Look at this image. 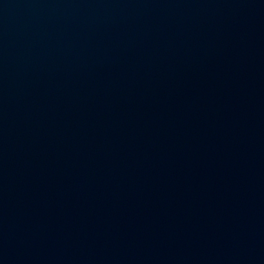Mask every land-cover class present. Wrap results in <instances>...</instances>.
<instances>
[{
  "label": "water",
  "instance_id": "obj_1",
  "mask_svg": "<svg viewBox=\"0 0 264 264\" xmlns=\"http://www.w3.org/2000/svg\"><path fill=\"white\" fill-rule=\"evenodd\" d=\"M0 264H264V0H0Z\"/></svg>",
  "mask_w": 264,
  "mask_h": 264
}]
</instances>
